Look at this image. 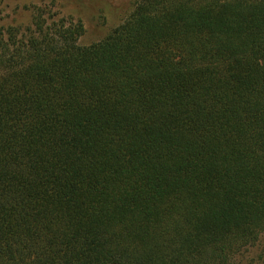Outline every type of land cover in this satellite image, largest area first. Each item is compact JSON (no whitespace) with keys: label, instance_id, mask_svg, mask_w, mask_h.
Returning a JSON list of instances; mask_svg holds the SVG:
<instances>
[{"label":"trees","instance_id":"1","mask_svg":"<svg viewBox=\"0 0 264 264\" xmlns=\"http://www.w3.org/2000/svg\"><path fill=\"white\" fill-rule=\"evenodd\" d=\"M0 27V264H248L264 233V0H135L100 40Z\"/></svg>","mask_w":264,"mask_h":264},{"label":"rangeland","instance_id":"2","mask_svg":"<svg viewBox=\"0 0 264 264\" xmlns=\"http://www.w3.org/2000/svg\"><path fill=\"white\" fill-rule=\"evenodd\" d=\"M135 0H0V27L25 25L31 17L32 6L46 5L60 16L80 20L84 32L80 44L102 39L109 30L132 11ZM248 264H264V233L256 245L244 253Z\"/></svg>","mask_w":264,"mask_h":264}]
</instances>
